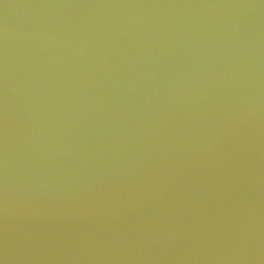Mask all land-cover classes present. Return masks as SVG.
Here are the masks:
<instances>
[{
    "label": "water",
    "instance_id": "95a60500",
    "mask_svg": "<svg viewBox=\"0 0 264 264\" xmlns=\"http://www.w3.org/2000/svg\"><path fill=\"white\" fill-rule=\"evenodd\" d=\"M0 264H264V0H0Z\"/></svg>",
    "mask_w": 264,
    "mask_h": 264
}]
</instances>
